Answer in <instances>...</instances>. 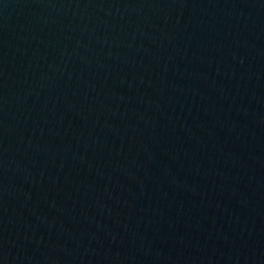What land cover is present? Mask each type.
Masks as SVG:
<instances>
[{
	"label": "water",
	"instance_id": "water-1",
	"mask_svg": "<svg viewBox=\"0 0 264 264\" xmlns=\"http://www.w3.org/2000/svg\"><path fill=\"white\" fill-rule=\"evenodd\" d=\"M0 264H264V0H0Z\"/></svg>",
	"mask_w": 264,
	"mask_h": 264
}]
</instances>
